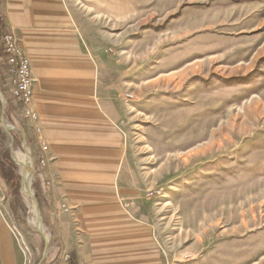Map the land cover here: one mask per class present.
<instances>
[{
	"label": "rangeland",
	"instance_id": "374dc122",
	"mask_svg": "<svg viewBox=\"0 0 264 264\" xmlns=\"http://www.w3.org/2000/svg\"><path fill=\"white\" fill-rule=\"evenodd\" d=\"M56 1L52 31L24 40L2 11L49 82L33 77L44 167L13 102L0 106L17 168L16 188L0 175V264H39L45 238L44 264L94 224L157 264H264V0ZM24 150L44 238L21 192Z\"/></svg>",
	"mask_w": 264,
	"mask_h": 264
},
{
	"label": "crops",
	"instance_id": "0c3cea01",
	"mask_svg": "<svg viewBox=\"0 0 264 264\" xmlns=\"http://www.w3.org/2000/svg\"><path fill=\"white\" fill-rule=\"evenodd\" d=\"M0 2V16L2 17L3 23L4 19L2 16V11H4V13L6 14L7 23H9L10 26H12L13 28L21 29L23 40L25 37H29V35L33 36L36 34H41V31H44L46 34L49 33V31H52L49 26H53V24L55 23L54 17H56L57 14H61V10L59 7L60 3L56 0H0ZM39 17H41L42 19L38 21ZM4 25L6 26L5 23ZM40 26L43 27L42 30H36V27ZM15 35L19 40L20 48L24 51L23 40H21L17 34ZM24 53L26 54L25 51ZM37 55L38 61L40 62L41 66L44 67L45 58L42 59V56L44 55L40 54V51ZM27 58L30 62L32 76H36L37 80H40L41 84L49 82V80L45 82V74L42 72V70L39 72V75L38 70L36 72L34 71L33 67L35 61L33 55L29 54ZM52 59L54 61L57 60L54 55L52 56ZM60 74V70H49L47 76H49V79L52 78L56 81L58 80ZM2 86L3 80L1 79L0 75V91L2 93V96L5 99V102H7V100L13 102L10 99L8 91H4ZM36 92L37 91L34 84L31 107L38 117V111H41V113L43 114L44 110L43 108L41 110V105L39 106V100L41 98L42 101V97H40L39 93ZM5 93L8 94L7 99L5 97ZM1 100L2 97L0 99V106L2 102ZM11 110L12 112H14L16 121L21 125L22 131L23 129H25L26 131L33 132L30 122L28 120H22L20 118V111L16 108L14 102L12 104ZM40 122L41 121L38 117L37 123L39 126ZM24 136L26 135L21 132L22 139L24 138ZM29 139L30 141L35 142V138ZM35 145H37L36 142ZM49 214V223L53 222L55 225L60 224L59 214L56 215L53 212L52 214L51 212ZM49 214H47V216ZM83 227H85L84 224L83 226L80 225L81 229H83ZM101 229L102 227L96 224L88 229H85L87 230V232L86 234L84 233V236L82 235L81 241L78 244L76 241H73V244L69 246V249L67 251L62 250V245L54 248V250L52 251L53 254L48 255L45 264H54L56 258L59 257L60 251L64 253L67 252V254H69L70 251H74L76 254V264H157V256L155 250L152 251V249H148L147 247L145 249L139 248L138 241L135 238L126 239L123 233L115 234L112 233V230H110L111 233H109V228H106V230Z\"/></svg>",
	"mask_w": 264,
	"mask_h": 264
},
{
	"label": "built area",
	"instance_id": "2783aa9c",
	"mask_svg": "<svg viewBox=\"0 0 264 264\" xmlns=\"http://www.w3.org/2000/svg\"><path fill=\"white\" fill-rule=\"evenodd\" d=\"M0 75L3 80V90L8 91L10 99L20 111L22 120H28L35 133V142L39 146L38 168L46 162V145L37 123V115L31 107L32 92L35 79L32 76L30 62L19 46V40L11 29H6L0 35ZM1 99V95H0ZM62 260L67 264L68 254H62Z\"/></svg>",
	"mask_w": 264,
	"mask_h": 264
},
{
	"label": "trees",
	"instance_id": "16d2710c",
	"mask_svg": "<svg viewBox=\"0 0 264 264\" xmlns=\"http://www.w3.org/2000/svg\"><path fill=\"white\" fill-rule=\"evenodd\" d=\"M0 8H1V2H0ZM6 30V26L4 25L3 21H2V17L0 16V35ZM19 115V114H18ZM4 136V135H3ZM6 136H4L5 138ZM32 144L35 145V142L30 141ZM30 143V144H31ZM4 153V154H3ZM37 160H36V165L38 167V155L36 156ZM10 157L9 154L7 153V149L5 148L4 144H1V148H0V175L2 177L6 176L5 172H7L6 170H8V173L10 174L9 176H7V178H11V182L14 185V187H17V177L14 176L16 174V170L17 168H15V165H13V163L10 161ZM7 169H6V168ZM47 261V260H46ZM45 261V262H46ZM45 264V263H44ZM67 264H76V254L74 251H70L68 254V262Z\"/></svg>",
	"mask_w": 264,
	"mask_h": 264
},
{
	"label": "bare ground",
	"instance_id": "6f19581e",
	"mask_svg": "<svg viewBox=\"0 0 264 264\" xmlns=\"http://www.w3.org/2000/svg\"><path fill=\"white\" fill-rule=\"evenodd\" d=\"M211 144H212V142L210 143V145ZM15 160L21 166L22 176L24 178V184H23L24 186H23L22 195L24 197H28L29 193H28V188H27V185H26V181L28 180L29 172H30V169L32 167V163H31V159H30L28 151L24 150L23 153H20V152L19 153H15ZM32 212L34 214V218L30 221V225L37 229L36 211H35L34 205H33Z\"/></svg>",
	"mask_w": 264,
	"mask_h": 264
},
{
	"label": "water",
	"instance_id": "95a60500",
	"mask_svg": "<svg viewBox=\"0 0 264 264\" xmlns=\"http://www.w3.org/2000/svg\"><path fill=\"white\" fill-rule=\"evenodd\" d=\"M0 95H1V97H2V102H1V107H3L4 106V103H5V99L3 98V96H2V93H1V91H0ZM2 122V121H1ZM2 128H3V131L5 132V134L11 139V141H12V137H11V135H10V128L9 127H7L5 124H2ZM16 162V161H15ZM17 163V162H16ZM24 184V178H23V176L21 175V178H20V187H21V192L23 191V185ZM28 193H29V198L31 199V201H32V203H33V205H34V208H35V211H36V220H37V222H36V224H37V231H38V233L40 234V236H42L43 237V232H42V230H41V228H40V226H39V222H40V215H39V210H38V203H37V200H36V198H35V196H34V194L28 189ZM44 238V237H43ZM44 241H45V245H44V251H43V254H42V256H41V258H40V260H39V264H41V262L45 259V257H46V255H47V241H46V239L44 238Z\"/></svg>",
	"mask_w": 264,
	"mask_h": 264
}]
</instances>
